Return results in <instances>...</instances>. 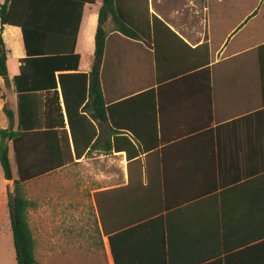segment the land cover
Masks as SVG:
<instances>
[{"label":"crops","instance_id":"1","mask_svg":"<svg viewBox=\"0 0 264 264\" xmlns=\"http://www.w3.org/2000/svg\"><path fill=\"white\" fill-rule=\"evenodd\" d=\"M55 1L53 7L26 11L36 13L32 21L39 29L54 28V40L44 42H71L73 37L78 70L88 73L102 0H73V5L72 0ZM263 4L148 0L150 15L170 30L158 24L148 40L126 37L111 18L105 22L106 64L114 75L109 80L115 81H106V97L112 93L119 98L118 124L130 138L129 130L138 136L136 149H146L137 157L131 150L130 158L126 151H93L69 165L86 164L91 157L112 156L119 162L115 180L103 174L85 194L88 247L84 250L77 239L75 256L98 245L103 248L102 264H115L108 238L95 232L93 194L120 188L117 223L130 224L118 229L120 264H264ZM0 37L12 83L6 93L0 77V127L9 125L8 109L16 130L19 93L14 79L24 72L26 50L19 27L0 22ZM28 95L33 102L27 111L37 119L26 125L43 128L45 92ZM59 102L63 109L60 93ZM134 160L143 166L142 185L138 168L131 165ZM107 180L115 182L104 183ZM6 184L2 173L0 204H5ZM146 210L157 212L138 219ZM97 225L101 231L99 221Z\"/></svg>","mask_w":264,"mask_h":264},{"label":"trees","instance_id":"2","mask_svg":"<svg viewBox=\"0 0 264 264\" xmlns=\"http://www.w3.org/2000/svg\"><path fill=\"white\" fill-rule=\"evenodd\" d=\"M257 1L255 0V5ZM55 2L5 0L0 5L1 25L19 27L26 50L24 72L14 79L19 93L17 128L14 129V113L8 109H5V114L9 125L4 129L0 127L1 170L4 179L14 180L15 186L13 193L7 190V198L16 264H39L28 222L29 211L35 209L37 204L26 197L25 183L63 169L72 164L74 159L79 160L93 151H102L105 154L126 151L130 158L131 150L133 157H137L146 149L144 145L136 149L133 141L138 136L133 130H129L133 136L130 138L118 124L117 109L121 104L119 98L112 93L110 97H106V81L109 85H114L115 81L109 80L114 75L106 64L109 42H106L105 22L111 18L118 31L131 39H151L158 24L170 31L161 20L150 15L148 0H102L95 33L93 64L88 73L79 72V56L74 54L73 37L71 42H44L52 39L50 37L54 35V28L52 27V31L43 27L39 29L32 21L36 13L26 11V7L28 11L53 7ZM52 25H55L53 20ZM32 69L33 75L29 71ZM55 73H58L57 76ZM7 74V51L0 37V77ZM28 78H31L30 85L25 86ZM36 91L45 92L43 128L26 125V122L37 119L33 112L27 111L30 108L29 103L33 102L28 93ZM59 93L63 109L59 102ZM10 143L14 153L16 177L9 158ZM132 164L138 168L142 185L141 161L134 160ZM131 165L129 162V168ZM120 190L112 188L93 194L96 208V214L92 213L96 224L95 232L108 238L115 264H120L121 261L117 247L118 229L130 225L117 223V196ZM156 212L157 210H146L137 218H146Z\"/></svg>","mask_w":264,"mask_h":264},{"label":"rangeland","instance_id":"3","mask_svg":"<svg viewBox=\"0 0 264 264\" xmlns=\"http://www.w3.org/2000/svg\"><path fill=\"white\" fill-rule=\"evenodd\" d=\"M118 171L119 162L116 157L109 156L104 160L91 157L86 164L67 166L55 175L26 185L27 197L38 203L35 209L29 211L28 222L39 264H76L77 261L81 264H102V246H90V251L81 257L75 256L74 252L77 239L82 242L80 245L84 250L88 247L84 223L87 215L86 192L97 186L96 182L103 174L115 180ZM113 182L107 180L104 183ZM5 188V204H0V264H16L9 222L7 184Z\"/></svg>","mask_w":264,"mask_h":264},{"label":"water","instance_id":"4","mask_svg":"<svg viewBox=\"0 0 264 264\" xmlns=\"http://www.w3.org/2000/svg\"><path fill=\"white\" fill-rule=\"evenodd\" d=\"M2 85L4 88V91L7 93L9 89L12 88V83L9 78V76H3L1 77ZM8 185H9V192L13 193L14 192V180H6Z\"/></svg>","mask_w":264,"mask_h":264}]
</instances>
